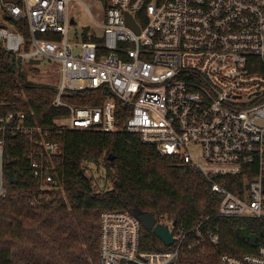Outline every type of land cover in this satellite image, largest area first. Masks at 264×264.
Here are the masks:
<instances>
[{"label": "built area", "instance_id": "built-area-1", "mask_svg": "<svg viewBox=\"0 0 264 264\" xmlns=\"http://www.w3.org/2000/svg\"><path fill=\"white\" fill-rule=\"evenodd\" d=\"M73 1L0 0V48L22 70L39 59L59 62L52 104L68 111L50 126L29 123L25 111L0 115V170L6 133L27 136L29 167L39 186L30 202L49 204L52 192H64L55 134L126 130L211 180L220 197L217 216L264 218V0H106L105 21L92 16L102 32L82 30L74 38ZM103 85L114 97L101 105L77 106L63 98L66 91ZM116 99L128 111L123 122ZM208 218L186 230L172 216L156 217L173 232L170 246H176L150 251L141 248V222L133 212L104 210L101 264H179L188 236L202 249L219 242L218 231L204 229ZM219 261L264 264V245L242 256L222 253Z\"/></svg>", "mask_w": 264, "mask_h": 264}, {"label": "trees", "instance_id": "trees-1", "mask_svg": "<svg viewBox=\"0 0 264 264\" xmlns=\"http://www.w3.org/2000/svg\"><path fill=\"white\" fill-rule=\"evenodd\" d=\"M55 95L54 85L30 80L21 63L0 48V115L25 111L29 123L50 126L55 118L68 114L65 108L53 106ZM109 97L114 95L103 85L66 91L63 98L77 106H97ZM116 102L123 122L128 111ZM54 138L61 143L56 163L64 192H52L49 204L33 205L30 198L39 186L29 167L31 142L24 134L6 133L0 264H101L100 216L104 210L141 211L157 218L167 214L186 230L209 216L204 229L218 231L219 242H206L202 249L188 236L180 249L179 264H220L222 253L242 256L264 245V218L217 216L220 197L212 191V181L198 168L160 154L139 134L74 129ZM101 163L107 176H112V187L104 191L98 189L97 176L87 175L93 165ZM228 179L215 177L217 181ZM228 186L235 190L230 182ZM175 246H166L141 223L142 249L161 251Z\"/></svg>", "mask_w": 264, "mask_h": 264}, {"label": "rangeland", "instance_id": "rangeland-1", "mask_svg": "<svg viewBox=\"0 0 264 264\" xmlns=\"http://www.w3.org/2000/svg\"><path fill=\"white\" fill-rule=\"evenodd\" d=\"M74 0L70 5V15L73 17L75 24L72 25L70 30L71 37H75L76 33H80L82 30H94L97 34L102 32V28L97 24L105 21L106 15V0ZM89 8V10L86 8ZM92 16L96 19L93 20ZM35 65L29 67L25 65L26 73L28 78L34 82L47 83L55 85L58 83L57 71L60 67L59 62L48 59L36 60ZM33 69V70H32ZM49 73V76L45 74ZM104 163V162H103ZM112 174V172L110 173ZM87 175L97 176L96 182L99 190H106L112 187V176H107L105 167L101 163L98 167L93 165L88 171Z\"/></svg>", "mask_w": 264, "mask_h": 264}, {"label": "water", "instance_id": "water-1", "mask_svg": "<svg viewBox=\"0 0 264 264\" xmlns=\"http://www.w3.org/2000/svg\"><path fill=\"white\" fill-rule=\"evenodd\" d=\"M127 21L129 25L134 27L136 31L139 32L138 25L135 23L134 19L128 14H127ZM113 158L114 157L112 155L109 156L110 160H112ZM10 178L14 182L17 181L16 179H12V176H10ZM3 179H4V170L2 168L0 170V183L3 181ZM134 215L141 223H143V225L148 231H151L155 235H157L166 246H170L174 242L173 232L169 230L168 226L156 223V217L152 213H144L141 211H137L134 212ZM175 224L176 221L174 222V225Z\"/></svg>", "mask_w": 264, "mask_h": 264}]
</instances>
